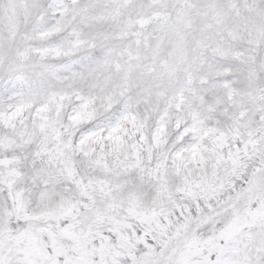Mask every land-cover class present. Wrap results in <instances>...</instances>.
Segmentation results:
<instances>
[{
	"label": "snow or ice",
	"instance_id": "snow-or-ice-1",
	"mask_svg": "<svg viewBox=\"0 0 264 264\" xmlns=\"http://www.w3.org/2000/svg\"><path fill=\"white\" fill-rule=\"evenodd\" d=\"M0 264H264V0H0Z\"/></svg>",
	"mask_w": 264,
	"mask_h": 264
}]
</instances>
